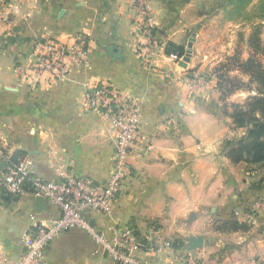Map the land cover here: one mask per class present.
Returning a JSON list of instances; mask_svg holds the SVG:
<instances>
[{
    "label": "crops",
    "instance_id": "crops-1",
    "mask_svg": "<svg viewBox=\"0 0 264 264\" xmlns=\"http://www.w3.org/2000/svg\"><path fill=\"white\" fill-rule=\"evenodd\" d=\"M150 7L157 47L149 64L137 55L128 0H12L3 6L0 148L11 158L21 152L17 159L27 160L41 178H55L62 165L76 176L104 182L115 136L107 120L82 108L81 98L85 83L106 79L140 104L141 123L130 174L111 212L92 214L95 229L109 234L133 228L146 264H264V168L230 161L223 147L230 119L221 111L218 90L194 88L218 62L204 49L214 20L202 12V0H151ZM77 34L89 42L88 66L71 67L68 75L39 85L33 78L17 81L14 60L29 54L34 40L70 43ZM168 42L183 46L184 55L174 59L166 52ZM4 169L1 162L0 176ZM59 213L47 201L39 210L29 192L15 200L0 194V259H17L22 232L37 222L49 224ZM232 220L246 228H217ZM192 237H202V246L189 250ZM44 259L45 264H115L82 229L54 237Z\"/></svg>",
    "mask_w": 264,
    "mask_h": 264
},
{
    "label": "built area",
    "instance_id": "built-area-1",
    "mask_svg": "<svg viewBox=\"0 0 264 264\" xmlns=\"http://www.w3.org/2000/svg\"><path fill=\"white\" fill-rule=\"evenodd\" d=\"M128 1L136 24L137 55L150 64L157 47L151 0ZM171 56L174 59L180 57L175 53ZM90 59L91 49L85 35H75L70 43L42 36L34 40L32 51L24 63L19 62L16 66V73L23 80L33 78L39 85L68 75L71 67L88 66ZM207 80H196L194 88L210 86ZM81 104L85 111L98 113L107 120L114 133V155L109 174L102 182L90 176H76L58 165L55 178L45 179L33 174L27 160H12L0 148V163L5 164L0 176V192L5 191L12 198L29 192L33 197L44 198L60 212L49 224L37 222L27 227L21 235L22 253L13 261L0 259V264H45L44 254L50 242L58 234L73 229L84 230L115 264H146L139 255L143 244L133 228H113L108 234L96 230L92 224L93 213L111 212L130 174L131 152L141 123L140 104L106 79L85 83Z\"/></svg>",
    "mask_w": 264,
    "mask_h": 264
},
{
    "label": "rangeland",
    "instance_id": "rangeland-1",
    "mask_svg": "<svg viewBox=\"0 0 264 264\" xmlns=\"http://www.w3.org/2000/svg\"><path fill=\"white\" fill-rule=\"evenodd\" d=\"M8 4H12V0H0V9ZM203 11L214 20L212 27L206 30L207 45L204 49L210 56L218 58V62L210 64L204 75L199 77L200 80L207 78L211 85H197L196 88L198 91L218 90L221 111L230 119L231 133L227 138L235 139L246 131V127H236L232 122L231 115L237 110L235 107H246L253 97L263 96L264 86L254 74L256 71L264 73V0H249L245 5L239 4L238 0H202ZM27 55L15 58L13 69L20 61L24 63ZM248 58L253 60V65L252 62L243 64ZM14 74L17 81H26L16 73V68ZM255 113L262 116L260 112ZM248 167L263 168L259 164H248ZM260 207L262 209V204Z\"/></svg>",
    "mask_w": 264,
    "mask_h": 264
},
{
    "label": "trees",
    "instance_id": "trees-1",
    "mask_svg": "<svg viewBox=\"0 0 264 264\" xmlns=\"http://www.w3.org/2000/svg\"><path fill=\"white\" fill-rule=\"evenodd\" d=\"M239 4L245 5L249 0H238ZM167 53H175L177 56H182L184 54V47L176 45L172 42H168L166 45ZM253 60L248 58L243 64H249ZM253 65V62H252ZM256 66H254L255 68ZM257 79L262 82L264 86V73L256 71L254 74ZM220 78L222 76H219ZM220 84V83H219ZM237 110L231 115L232 122L236 127H246V131L243 136L229 139L226 138L223 142L224 151L226 156L233 163L245 162L247 164H259L264 168V89L263 96H255L250 102L246 104V107H235ZM255 112H260L262 116H257ZM21 152H16L12 158L17 159L18 154ZM8 199L12 198L11 195L1 191ZM218 229L230 228L233 230L246 228L242 223L237 220L221 222Z\"/></svg>",
    "mask_w": 264,
    "mask_h": 264
},
{
    "label": "water",
    "instance_id": "water-1",
    "mask_svg": "<svg viewBox=\"0 0 264 264\" xmlns=\"http://www.w3.org/2000/svg\"><path fill=\"white\" fill-rule=\"evenodd\" d=\"M195 36H196V33L193 32L191 37L189 38L187 49H186L185 55L183 56V59L185 61H188L190 59V55L192 52V44L194 42ZM35 200H36V205L38 206L39 210L44 208L45 202H46L44 198L37 196V197H35ZM202 244H203V238L202 237H192V238L188 239V249L189 250L190 249L193 250V249H196L198 247H201Z\"/></svg>",
    "mask_w": 264,
    "mask_h": 264
}]
</instances>
